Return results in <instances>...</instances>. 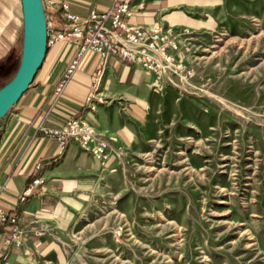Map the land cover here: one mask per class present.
Returning <instances> with one entry per match:
<instances>
[{
  "label": "rangeland",
  "instance_id": "374dc122",
  "mask_svg": "<svg viewBox=\"0 0 264 264\" xmlns=\"http://www.w3.org/2000/svg\"><path fill=\"white\" fill-rule=\"evenodd\" d=\"M173 1L193 78L155 80L148 140L36 264H264V0Z\"/></svg>",
  "mask_w": 264,
  "mask_h": 264
},
{
  "label": "crops",
  "instance_id": "0c3cea01",
  "mask_svg": "<svg viewBox=\"0 0 264 264\" xmlns=\"http://www.w3.org/2000/svg\"><path fill=\"white\" fill-rule=\"evenodd\" d=\"M45 1L53 2L46 12L55 30L66 28L59 10L64 3L70 13L82 18L91 9L103 13L114 2L127 3L133 12L130 21L139 26L148 27L161 17L166 24L176 25L174 15L162 16L173 0ZM22 30L20 0H0V76L18 68ZM71 57V47L66 43L50 48L28 90L0 121V206L17 215L23 228L20 238L7 248L9 228L0 226V256L5 255L6 264H36L42 251L52 244L55 229L64 225L72 206L97 194L102 186L112 185L110 181L119 166L118 152L148 140L149 109L158 101L153 92L156 76L117 55L101 62L90 53L56 97L55 88ZM96 82L103 101L90 110L86 99ZM71 116L82 118L108 139L105 159L98 160L91 146L84 149L75 143L61 151L57 142L39 131L41 127L58 130ZM38 163L43 166L44 183L35 196L21 203L19 198L33 179Z\"/></svg>",
  "mask_w": 264,
  "mask_h": 264
},
{
  "label": "built area",
  "instance_id": "2783aa9c",
  "mask_svg": "<svg viewBox=\"0 0 264 264\" xmlns=\"http://www.w3.org/2000/svg\"><path fill=\"white\" fill-rule=\"evenodd\" d=\"M47 24V48L66 43L71 47L72 57L66 66L62 77L55 88V96L62 94L66 84L78 71L86 55L96 54L100 61L117 55L120 59L149 71L156 79H177L188 83L194 76L193 69L187 64L181 54L182 34L171 27H165L157 22L148 27L139 26L130 21L133 12L129 4L114 2L103 13L91 9L84 18L69 12L68 4L60 6V14L65 22L64 30H55L46 12L53 2L42 0ZM103 97L98 92L97 82L93 85V93L86 102L90 110L97 103H102ZM39 131L47 138L57 142L61 151L70 143H75L84 149H90L98 160H103L109 150L108 139L98 133L82 118L71 116L58 130L41 127ZM43 166H35V175L30 184L21 194L19 201L26 202L37 194V188L43 185ZM0 226L9 228V237L5 246H12L23 234L21 220L17 215L0 206ZM0 264L5 263V255L0 256Z\"/></svg>",
  "mask_w": 264,
  "mask_h": 264
},
{
  "label": "water",
  "instance_id": "95a60500",
  "mask_svg": "<svg viewBox=\"0 0 264 264\" xmlns=\"http://www.w3.org/2000/svg\"><path fill=\"white\" fill-rule=\"evenodd\" d=\"M22 6V48L17 72L0 89V121L32 84L47 54V24L42 0H20Z\"/></svg>",
  "mask_w": 264,
  "mask_h": 264
},
{
  "label": "trees",
  "instance_id": "16d2710c",
  "mask_svg": "<svg viewBox=\"0 0 264 264\" xmlns=\"http://www.w3.org/2000/svg\"><path fill=\"white\" fill-rule=\"evenodd\" d=\"M17 70V69H16ZM16 72V71H15Z\"/></svg>",
  "mask_w": 264,
  "mask_h": 264
}]
</instances>
